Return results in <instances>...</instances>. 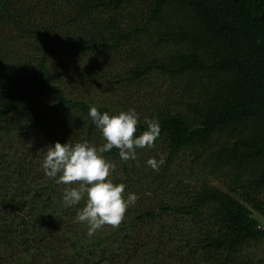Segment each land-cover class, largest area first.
<instances>
[{"label": "trees", "instance_id": "trees-1", "mask_svg": "<svg viewBox=\"0 0 264 264\" xmlns=\"http://www.w3.org/2000/svg\"><path fill=\"white\" fill-rule=\"evenodd\" d=\"M50 2H63L62 24H42L48 3L34 11L0 0V264H264V0ZM54 52L77 61L70 80L101 83L120 105L65 95L48 63ZM161 87L169 98L155 100ZM90 106L135 109L134 136L155 118L153 145L167 152L155 170L151 150L128 161L115 147L103 153L113 165L106 179L138 199L118 226L91 236L76 219L85 199H61L78 182L58 183L37 164L57 141L105 142ZM29 137L32 147L9 146ZM181 150L204 175L194 186L174 174Z\"/></svg>", "mask_w": 264, "mask_h": 264}, {"label": "clouds", "instance_id": "clouds-1", "mask_svg": "<svg viewBox=\"0 0 264 264\" xmlns=\"http://www.w3.org/2000/svg\"><path fill=\"white\" fill-rule=\"evenodd\" d=\"M88 116L105 142L95 146L87 141L75 144L57 141L47 148L42 168L47 176L56 178L58 183L67 185L78 182L76 186L65 189L61 199L65 207L77 205L85 199V206L77 210L76 219L87 224V233L91 236L105 224L118 226L128 206L137 199L134 193H128L125 197L123 183L114 184L111 179H106L113 165L104 158L103 153L115 147L122 161L134 160L137 148L153 145L160 134V126L155 118H146L147 129L134 136L138 113L133 108L110 114L90 106ZM163 162L162 158L159 161L155 158L146 161L154 170Z\"/></svg>", "mask_w": 264, "mask_h": 264}, {"label": "rangeland", "instance_id": "rangeland-1", "mask_svg": "<svg viewBox=\"0 0 264 264\" xmlns=\"http://www.w3.org/2000/svg\"><path fill=\"white\" fill-rule=\"evenodd\" d=\"M15 3H17L20 7H24V6H33L34 7V11H38L39 8L42 6L44 3H48L50 6L51 10V15L47 17V19L45 20V18L43 19L44 21H42L43 25L47 23H54L56 26L59 24H62V19L65 18V16L68 15V13L65 11H63L62 9H64L63 6V2H60V7H62V9H59L57 6H55L56 8H53L54 6L52 5V2H50V0H15ZM129 13H133L131 14L132 16L137 14V10L135 6H128L127 8ZM38 16V15H37ZM58 16H60L61 18H59ZM39 19H41V17H38ZM14 31L11 30L9 34H13ZM9 46H14V48L18 51H20V46H16L18 43L16 42L17 39H4ZM40 43L42 45L41 48H43L45 40L41 39ZM15 53H17V51H15ZM117 62V66L119 65V68H117V70H121V72L123 71V69L125 68V66H123L122 60L121 59H115ZM76 60H73L70 57L65 56V54H61L60 52H54L52 57L50 59H48V63L50 66H52L54 68V71L57 72L59 74V76H55V78H60L61 82H59L61 84V90H63L64 94L67 96H71L74 98L77 97H81V96H85L88 99H91V101H96L98 104H110V102L114 105V106H118L120 105V100L123 98V96H120L119 92H112L111 90L107 89L106 86H104L103 84H99V83H95V82H73L72 80H70V72L72 71L73 65L76 63ZM125 70V69H124ZM66 72H68L69 74H66ZM154 83L157 82V84H159V81L154 80ZM160 85V84H159ZM94 88H92V87ZM96 86V88H95ZM158 86H154V88H157ZM164 88L162 89V94L157 93L156 94V99L155 100H159L161 99V96H164V98H169L168 94L169 92L167 90H165V87H161ZM136 97L139 98V94H136ZM146 102V100L144 101ZM120 111L123 110L122 107L119 108ZM59 130V128H58ZM56 131V134L59 135L60 132ZM40 133H36V135H39ZM35 143V138L33 137H29L26 140H9V146H14L16 147L17 150L21 149V150H25V148L28 146L32 147L33 144ZM8 147V145H6V148ZM143 151L146 150H151L155 152V157L157 156L158 158L164 157L167 152L165 150H160L159 148L157 149L154 145H152L151 147L145 146L144 148H142ZM160 150V151H158ZM190 151L188 150H181L179 152V154H177L174 157L173 160V171L175 176H177V178L183 179L185 180V182L190 183L192 186L196 185L197 182H192L191 180L193 179H203L204 175L202 173V170H200L197 165H192L191 164V157H190ZM45 154L43 153H39L37 152V158L38 160H40V158H42L39 162H37L38 167L40 166V168H42V163L44 160ZM42 170V169H41ZM45 174V172H44ZM46 175V174H45ZM211 185L216 186L217 188L224 190L225 188L222 185L221 182L219 181H211L210 182ZM138 199V197H137ZM136 199V201H137ZM135 201V202H136ZM254 216L256 218H260L261 216L257 215L256 213H254ZM263 219V218H260ZM252 252V250H251ZM257 256H259L260 258L264 257V245L261 246V248L257 251L256 253ZM178 259H172V262L177 261ZM175 264V263H174ZM176 264H180V262L176 263Z\"/></svg>", "mask_w": 264, "mask_h": 264}, {"label": "built area", "instance_id": "built-area-1", "mask_svg": "<svg viewBox=\"0 0 264 264\" xmlns=\"http://www.w3.org/2000/svg\"><path fill=\"white\" fill-rule=\"evenodd\" d=\"M264 228V227H263Z\"/></svg>", "mask_w": 264, "mask_h": 264}]
</instances>
